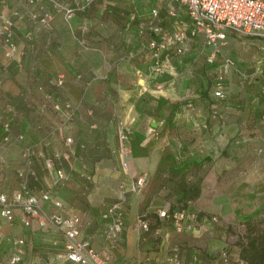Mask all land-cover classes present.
<instances>
[{"label": "crops", "instance_id": "0c3cea01", "mask_svg": "<svg viewBox=\"0 0 264 264\" xmlns=\"http://www.w3.org/2000/svg\"><path fill=\"white\" fill-rule=\"evenodd\" d=\"M1 1L0 12L4 15H10L14 7L24 11L30 6V11H33L30 13L35 14L48 8L45 0L35 2L33 5H28L26 0H6L4 3ZM183 17L188 20L184 8L176 5L172 20ZM78 20L73 18L72 25L68 26L60 19L58 13H53L51 29L42 31L35 18H24L15 25L16 50L13 56H5L0 49V112L10 121L9 130H4L0 126V178H5V172L14 169L18 161L22 163L20 166L25 165L21 158L23 144H38L42 145L40 147L43 149H47V144L50 149L59 146L57 136L48 130L49 121L53 119L50 120L44 115H33L30 108L36 106L38 102L36 100L31 103L26 102L24 92L28 87H33L34 92L37 90L32 84L27 86L26 78L30 75L37 80L36 82H44L49 76L62 73L63 83L59 88V94L73 105L72 115L66 124V132L73 138V151L72 164L63 160L55 161L56 166H62L70 174L58 197L63 204L68 205L69 210L75 209L76 212L82 211L86 214L88 221L84 226L86 228L83 235L89 237L95 248L105 247L100 229L94 221H104L100 216L103 208L101 204L117 198L122 188L126 190L122 214V241L115 249L114 257L110 255V264H166L164 260L171 249H176L179 253L178 264L210 263L208 262L210 258L217 255L222 247H226L222 236H218L217 230L212 228L211 218L215 216L221 222L226 220L225 215L228 217L235 215V206L232 208L230 204L238 199L237 191L234 189L240 182H236L229 173L232 170L243 172L248 166L246 158L244 159L246 163L241 168H234L232 162L240 149V146H234L231 142L236 130L235 124L242 122L244 118L241 114L228 110L230 106L225 96L215 98L211 95L213 102L210 104L200 101L202 91L206 87L205 71L201 64L198 65L197 54L193 51H189L191 56L188 60L191 62L184 66L192 67L188 70L190 77L188 81L186 80L181 86L178 83L170 84L167 90L158 91L164 95L163 99L179 103L178 111L175 112L173 108L165 117V121L182 127L198 128L193 132L190 141L188 139L178 141L179 146L171 151L178 159L191 154L200 159V162L183 176L185 181H196L198 184V194L191 198L189 203L192 204L190 209L198 214L199 224L195 223L196 227L194 223H188L186 220L181 230H175L169 220L158 217L156 213V210L164 206L167 201L173 200V195L169 192L171 180L166 177L165 172L156 170L157 162L164 146L171 145V142L178 138L173 134L157 137L156 132L150 130L153 128L151 122L154 120L149 116L151 111L149 108L157 107L155 98L157 95L152 87L154 84L159 86V82L154 80L155 76L149 68L150 57L146 54L142 59L139 56L143 52H136L130 57L131 59H127L128 66L127 64L110 66L109 63L119 54H123L124 48L133 46L135 41L128 43L119 38L115 46H112V38L103 34L105 33L102 31L103 21L96 24L99 34L91 31L94 33L91 35L90 31L82 34L79 28L72 30L73 27H79ZM25 31L28 32V36H24ZM198 36L192 39L191 43L194 44ZM169 53L175 55L168 50L163 56L170 64V71L180 72L183 67L182 62H174L172 55H167ZM128 60H132L134 64H130ZM75 75L78 77L75 78ZM191 79L193 85L190 88ZM211 87L212 84L207 87V93H211ZM144 90L149 93L143 92ZM178 98L182 100L178 101ZM190 99L193 101V106L189 107H196L198 112L188 113ZM143 100L154 104L140 107ZM244 105L247 103L244 102ZM114 108L119 111L122 122L129 129L126 139L129 158L125 164L120 156V150L115 149L113 134L116 135V127L108 112ZM54 116L58 120L62 118L55 112ZM17 132H22L24 135L21 142L15 140ZM248 144L249 142H243L242 153L245 152L244 148L249 149ZM30 160V171H26L25 177L32 175L33 169L38 171L39 162L43 167L42 159L37 154H33ZM201 167H204L202 172ZM81 170L91 172V181L83 191L77 178L71 174L72 171L74 175L76 172L80 174ZM139 174L144 175L145 182L137 193H132L128 191L130 182ZM46 178L48 180L46 179L45 183L39 181L40 191L52 185L48 173ZM255 183L250 181L248 185L257 188ZM261 205L264 206V203L261 202ZM42 206L46 211L52 209L46 201H42ZM229 206L232 209L231 213ZM255 211H257L256 207L244 216L249 218ZM17 213L16 211V216L11 221L0 217V242H3L0 245V264L12 250L11 238L19 237L22 224L18 220ZM151 215H154L153 220H150ZM139 219L146 220L148 225L146 229L141 230L137 227ZM31 226L40 232L48 230L52 234H57L49 224L39 225L35 220ZM199 234L207 236L204 245L200 247L201 255L206 258L204 261L197 258L198 254H194L197 248L196 240L190 238ZM185 235H187L185 242L179 240ZM53 241L56 239L51 240ZM35 247L37 249L33 250V256H27L28 250L21 248L20 258L15 264H77L66 258L57 260L52 258L54 251L61 247L59 244L51 246L40 244ZM230 247L228 251L230 257L232 259L239 257V248L236 245Z\"/></svg>", "mask_w": 264, "mask_h": 264}, {"label": "rangeland", "instance_id": "374dc122", "mask_svg": "<svg viewBox=\"0 0 264 264\" xmlns=\"http://www.w3.org/2000/svg\"><path fill=\"white\" fill-rule=\"evenodd\" d=\"M5 1L6 0H2L1 2L4 3ZM41 1L44 2V0ZM68 1L69 0H61V2L63 3H68ZM45 2L47 3L48 8L43 10H47L48 12H50L51 14L50 24L52 26L53 13H58V12L55 11L54 8L52 7L51 0H45ZM33 4H28V5H33ZM151 7H156L158 9L159 21L164 31H170L172 29H177V28H184V29L189 28L190 22L189 19L187 20L186 17L172 20L171 17L174 16L175 13L173 15H170L166 12L167 6H166V2L163 0H107V1H96L83 10L75 11L72 16V19L73 18L74 20L79 19L77 23L79 27H73L72 30L79 28L80 30H82V34L83 33L87 34V32L89 31L90 33H92L91 31H94L95 33L99 34V32L97 31L96 24L99 21H103L104 26L102 27V31H105V33L103 34H105L108 38H112L111 39L112 46H115L119 38L124 40L123 42H128V43L135 41V44H133V46L129 48H124L123 54H119L112 62L109 63L110 66L127 64V59L133 57L134 54H136L133 53V55L127 56L128 51L135 52V50L139 46V35L137 32L138 24L146 17ZM30 10H31L30 6H28V8L25 9L24 11L23 10L20 11L14 7L11 10L10 15H4L3 13L0 12V16H6V17L9 16V18L14 21V33H15V25L17 24L18 21L23 20L24 18L31 19L29 12H33V11ZM18 13H21L20 17L17 16ZM58 15L60 19L63 21L61 15L59 13ZM72 19H71V23H72ZM50 29L51 27L48 29L40 28V30L42 31H49ZM91 35H94V33H92ZM24 36H28V32L25 31ZM192 41L193 40L187 43L186 48L182 53L175 55L169 53L167 55H172L174 62L175 61L179 63L182 62L183 64L182 66L184 67L186 66L185 64L191 62L190 60H188V58H190L191 56L189 55V51H193L195 54H197L196 58L198 59V65L201 64L203 70L205 71L204 80L206 87L208 88L210 84H212L214 81L215 67L221 61V57L230 56L233 60V63L232 66L228 68V70L224 73V78H223V80L225 81V83L223 82V85L225 86L224 96L225 98H227L226 100L228 101L230 106L228 110H230V112L235 114H241L242 117L244 118L242 122L239 123L236 122L235 124L236 130L234 133V138H232L231 140L234 146H240V149L237 151L239 153H236V156H234V159L232 161L234 164V168L236 169L241 168L242 165L246 163L244 159L245 158L248 159L247 160L248 170L243 169V172L242 171L233 172L232 170L229 173V175L232 176V178H234L236 182H240L238 184L239 186H236L234 189V191L235 190L237 191L236 194L238 199L235 200L233 204H230L232 208L233 206H235V215L233 217H228L227 215H225L226 220L224 219L221 222L218 221V218L216 219L214 216L216 220L211 219V221L213 222L212 228L217 230L216 234H218V236H222L223 241L226 243L225 248H227L228 251H230L231 245H236L239 248V245L241 243L240 240L244 241L245 239H247V234H248L247 232L249 231H251L252 233L253 232L260 233L262 235L261 241L264 242V206L261 205V202L264 203V119H262V114L264 113V109H263L264 93L261 91V85L263 84L264 81V37L243 35V34H238L236 32L227 31L225 43L222 44L219 48L220 54H217L212 62H207L205 60V55L206 53H208L209 49L202 44L201 37L198 36L194 41L195 42L194 44L191 43ZM146 54H147L146 52H143L142 53L143 56L141 55L139 57L143 59L144 57H146ZM128 61L130 62V64H134L132 60H128ZM126 66H128V64ZM169 67L170 64H168L166 61L165 70L161 74H156L154 75L155 77H153L155 81L159 82V86H157V84H154V86L152 87L154 93H156L157 95L155 97L157 107L156 108L154 107L152 109L149 108L151 110L149 111L150 112L149 116L152 117V119L154 120V125L151 127L155 128V129L152 128L150 130L151 132H153L154 130L156 132L157 137H163L164 134L166 135L173 134L177 136L178 140L175 139L173 140V143L171 142V145L166 144L164 146V148H168L172 150L173 148L175 149L177 148V146H179L178 141L182 139H188V140L190 138L192 139L194 135L193 132L196 131L198 128L197 127L194 128L191 126L182 127L179 124L173 125L169 121H165L166 120L165 117H167L168 114L171 113V110L173 108H175V112L178 111L179 103H174L169 99H163L164 95H162L158 91L167 90L166 88L170 84H174V83H178L180 86L183 85L184 82L186 80L188 81V79L190 78L188 75V70L192 68L190 65H188L187 67L184 68L182 67V70H180V72L177 71L172 72L170 71ZM33 69L34 68L32 67V70ZM48 78H46L44 82H36L37 80H35V78H33L31 75L28 78H26L27 86L32 84L35 87V89H37L36 91L38 93L36 91L34 92L33 87L32 88L28 87V90L24 92L26 94L25 100L26 102L29 103L33 102V100H36L38 102L36 106L30 108L33 115L35 114L42 116L44 115V116H48L49 119L50 118L53 119L52 121H49L48 130L50 133L55 134L57 136L60 144L59 146H55V148L50 149L46 142L47 149L42 148L44 154H51L52 152L56 151L58 152V156L54 159V163L56 160H60V161L63 160V161H68L70 164H72L71 158L73 151V138L70 149L66 150L64 148L62 139L57 135V129L55 127L61 124L62 132L69 135L66 132L67 120H64L63 115L61 113L62 111L54 110L52 108L51 100H45L44 98V92L51 93V91L53 90V88H51L47 84ZM37 84L41 85V89H38L36 87ZM192 85H193V80L191 79L190 88L192 87ZM176 91L177 88L175 87V92ZM143 92H147V90H144ZM57 94H59V92ZM57 94L54 93L53 96L55 95L58 96ZM178 95L180 94L178 93ZM201 97L203 98L200 99V101L202 102L204 101L208 104L213 102L212 101L213 99H211V93L202 94ZM58 98L60 100L64 99L63 97H61L60 94ZM177 100L180 101L182 100V98H178ZM189 102L190 104H188V108L186 106L188 113H191V111L198 112V109H196V107H189V106H193L192 104L193 101L190 99ZM244 102H246L247 105H249L250 103L252 104L247 107V105H244ZM152 104L154 103L143 100V104L140 103L139 106L147 107V106H152ZM236 104H240V105L236 106ZM71 106L73 109L72 103ZM54 112L55 114L58 115V117L61 116L62 118L58 120L57 117L54 116ZM108 112H110V115L114 113L117 116V118L121 119V116L119 115L120 113L117 109L115 108L114 110L110 109ZM10 130L13 129L10 128ZM245 135H247L250 139H247ZM113 137L116 143L115 149L118 150L120 149L118 139L114 134ZM243 142H249L248 144L249 149L246 150L244 148L245 150L244 153H242L243 147H241L243 146ZM34 146L37 147L38 144ZM123 147H127L126 141L123 142ZM125 154L126 155L120 153L123 162H127L129 158L128 151ZM18 156L20 157L19 152H18ZM21 164L22 163L18 161L14 169L5 172V178L4 177L2 179L0 178V187L6 190L8 193L20 188L21 186L23 178H19L16 174V168L20 167ZM37 169L38 171L36 169H33L32 175H27L26 177H24V181H23L25 187L31 190L36 195L39 194L41 189L39 181L44 182L47 179L46 178L47 172L43 167H41L40 162ZM203 169L204 167L203 168L201 167V172ZM83 171H82L83 173L89 175V179L83 178L78 172H76L75 175L73 171L71 173L75 178H77L78 184L81 185L82 188L81 191H83L91 181V172L86 170ZM69 176L70 174H68V177ZM250 181L256 182L255 185H257L258 187L253 188L252 186H249L248 182ZM65 183L66 182H63L62 184L51 185L48 186L46 189H49L50 193L59 199L58 197L59 191L65 187ZM81 194H83V192ZM115 199L116 198H112L110 202H112ZM170 202L171 200L167 201L168 204H170ZM61 203L63 210L76 212L75 209L69 210L68 205L63 204V201H61ZM108 203L101 204V206L104 207ZM193 204L195 205V203ZM191 205L192 204L188 203L184 207H186V209L190 213L191 212L194 213L195 218L192 221L189 219H185V221L187 220L188 223L191 224L194 223V225L197 227L195 223L199 224L198 214L195 210L192 211L190 209ZM230 206H229V212L230 211L232 212ZM255 207L257 208V211L253 212L252 215L249 216V218H246V216L244 215L250 212L252 208ZM81 212L82 211L76 213H81ZM145 214L146 212L144 213V215ZM153 219H154V215H151L150 220ZM32 223L34 224L35 220H32L31 224ZM94 223H96V225L100 229V232H102L103 221L99 220L96 222L95 220ZM31 224L25 227L21 225V231L19 232V237L22 238V243L20 245V248L22 249L24 248V250H28L27 256L28 255L33 256L34 255L33 250L37 249L35 246H38L40 244L48 245V246L59 244L61 246V237L59 234H52L48 230L47 231L41 230L40 232L35 227L33 228ZM85 228L86 227H84L82 233L85 232ZM52 235L54 237H52ZM186 236L187 235H185L184 237L181 236L182 239H179L178 236H176V238L185 242L187 240ZM206 237H207L206 234H199L198 236L194 235L193 237H190L196 240L195 244L197 248L194 254H198L197 258H200L203 261L206 260V258H204V256L201 255L200 247L204 245ZM52 239H56L55 244L51 242ZM1 242L0 245L3 244V242L2 243ZM10 245L12 246V243H10ZM118 245L109 246V244H106L104 245L105 246L104 248L102 247L96 249L99 251V253H108L113 256L115 254V249L119 247ZM173 251H176V249L175 250L171 249L169 254L172 253ZM176 254H177V258L179 259L178 257L179 253L177 251ZM238 256L239 258L244 259L239 254ZM208 262H210L208 264H222L218 254L213 255Z\"/></svg>", "mask_w": 264, "mask_h": 264}, {"label": "built area", "instance_id": "2783aa9c", "mask_svg": "<svg viewBox=\"0 0 264 264\" xmlns=\"http://www.w3.org/2000/svg\"><path fill=\"white\" fill-rule=\"evenodd\" d=\"M28 4H33L41 0H26ZM96 1L107 0H69L63 3L61 0H51L52 7L57 11L64 23L68 26L75 11L83 10ZM166 2V12L170 15L175 13V6L180 5L184 8L189 19L188 29L177 28L164 31L159 21V12L156 7L149 9L146 17L138 24L137 32L139 35V46L135 52L128 51L127 56L136 52H146L150 57V71L156 75L161 74L166 68V60L163 57L165 51L171 50L175 54L182 53L188 42L196 36H201L202 44L209 50L205 55L207 62H212L219 48L225 43L227 31L236 32L243 35L264 37V0H163ZM30 18L37 21L39 28L48 29L51 27V14L47 10L35 14L30 13ZM18 17L21 13H18ZM0 49L7 57H12L16 50L14 41V21L6 16H0ZM233 60L230 56H222L221 61L215 67L214 81L211 87V95L215 98L224 97L223 78L225 71L232 66ZM78 75H75L77 78ZM1 82V81H0ZM63 83V74L56 73L50 76L47 84L53 88L51 93L44 92L45 100H51L54 110L62 111L64 120H68L72 115V106L66 98L59 99V88ZM38 89L41 85L37 84ZM264 92V81L261 85ZM56 93L58 96H53ZM8 110L10 108H7ZM264 109V105H263ZM111 118L115 121L116 136L119 143V150L126 155L127 149L123 147V142L128 137V129L121 119L112 113ZM264 119V113L262 114ZM0 126L4 130H9V120L0 113ZM57 135L62 139L64 148L70 149L72 137L62 132V125L55 126ZM23 133L17 132L15 140L21 142ZM35 151V152H34ZM37 154L42 159L43 168L51 179L52 185L62 184L68 179V172L62 166H56L54 159L58 152L44 154L42 148L33 144H23L21 146V158L24 166L16 168V174L23 178L26 171H30L29 162L33 154ZM125 164V162H123ZM89 179V175L80 173ZM22 181L20 188L7 192L0 187V217L6 221H11L17 211L19 222L23 226H29L33 219L39 225L49 224L61 237V247L53 254L54 260L66 258L77 264H110V254L99 253L91 244L89 237L83 235V229L87 223L84 212L76 213L62 209L61 201L52 195L49 189L41 190L38 195L25 187ZM145 177L142 174L135 175L130 182L128 191L137 193L143 186ZM119 196L101 209L100 216L103 218L102 238L104 244L109 246L118 245L122 240V214L125 203L126 190L120 188ZM42 201L48 202L52 209L45 210ZM187 203L190 200H186ZM157 216L170 221L175 230H181L185 224V219L193 220L194 213H190L186 207L169 209V204L156 210ZM212 220L215 218L212 217ZM147 222L139 219L137 227L141 230L147 228ZM12 250L5 261L1 264H15L20 258L22 243L21 237L11 238ZM52 243H56L53 241ZM175 250V249H174ZM222 264H250L242 258L232 259L228 249L222 247L218 252ZM166 264H178L176 251L168 254L165 258ZM130 264V263H124Z\"/></svg>", "mask_w": 264, "mask_h": 264}, {"label": "trees", "instance_id": "16d2710c", "mask_svg": "<svg viewBox=\"0 0 264 264\" xmlns=\"http://www.w3.org/2000/svg\"><path fill=\"white\" fill-rule=\"evenodd\" d=\"M207 87L203 89L202 94L207 93ZM198 156L191 154L184 158L178 159L174 153L164 148L157 162V171L165 172L166 177L171 180L169 192L173 195V200L169 204V209L184 207L190 200L198 194L199 188L196 181H185V173L198 164ZM166 170V171H165ZM247 239L240 240L239 255L246 259L250 264H264V242L261 241L262 235L255 232H247Z\"/></svg>", "mask_w": 264, "mask_h": 264}, {"label": "water", "instance_id": "95a60500", "mask_svg": "<svg viewBox=\"0 0 264 264\" xmlns=\"http://www.w3.org/2000/svg\"><path fill=\"white\" fill-rule=\"evenodd\" d=\"M152 125H154V122H151Z\"/></svg>", "mask_w": 264, "mask_h": 264}]
</instances>
